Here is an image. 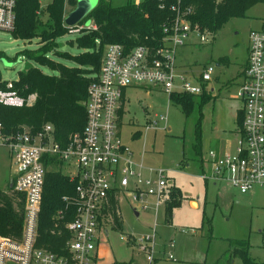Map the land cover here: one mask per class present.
<instances>
[{
  "label": "built area",
  "instance_id": "built-area-1",
  "mask_svg": "<svg viewBox=\"0 0 264 264\" xmlns=\"http://www.w3.org/2000/svg\"><path fill=\"white\" fill-rule=\"evenodd\" d=\"M158 1L160 10H165L168 0ZM16 6L17 0H0V31L15 30ZM171 10L176 16L165 27L164 38L153 52L146 46H138L129 53L122 45L106 47L100 72L88 88L84 129L72 136L66 146L55 141L51 125L37 135L23 129L13 136L3 133L0 120V147L8 149L16 171L12 187L25 202L21 237H0V264H103L100 249L110 232L118 231L115 217L122 219V201L139 216L150 210L157 214L167 208L172 191L167 172L148 170L143 163L136 162L134 153L122 141L121 127L128 90L143 89L148 94L159 90L170 100L183 95L211 97L214 92L210 88L216 71L214 66L206 65L195 72L177 63V51L186 47L192 38L196 37V42L204 45L214 35L193 24V7L182 14L178 6L173 5ZM91 29L95 28L91 26ZM243 70V82L236 98L242 103L239 111L243 121L237 130L235 148L231 153L209 151L203 162L211 166V172H203V177L208 182L228 183L240 194L247 195L264 188V31L250 33L248 60ZM36 98V95L22 97L15 90V82L0 79V106L30 108ZM161 121L167 123V117H161ZM156 126V123L145 126V132L155 130ZM51 157L60 163L62 174L63 165L74 168L72 174L63 175L75 183V196L62 198L65 211L58 212L54 218L58 228L68 217L69 208L75 210L73 220L65 221L68 235L65 255L39 247L48 172L45 160ZM152 230L155 233V228ZM126 242L145 254L148 264L155 262L154 235L131 237ZM168 258L172 260V256Z\"/></svg>",
  "mask_w": 264,
  "mask_h": 264
},
{
  "label": "rangeland",
  "instance_id": "rangeland-1",
  "mask_svg": "<svg viewBox=\"0 0 264 264\" xmlns=\"http://www.w3.org/2000/svg\"><path fill=\"white\" fill-rule=\"evenodd\" d=\"M40 1L44 5L42 8L52 2ZM106 1L113 7H122L131 0ZM134 1L136 5L141 3ZM75 9L66 5L64 20ZM42 23L44 25L38 32L47 34L45 40L17 41L11 33L0 31L2 81L17 82L19 73L28 67L52 74L48 69L21 57L24 50L42 51L55 62L70 68L76 66L69 59L83 51L77 48L75 40L90 32L94 24L86 21L76 29L74 27L77 25L67 26L71 28L68 35L54 38L53 32L47 28V18ZM252 31H264L262 4L248 11L245 19L231 20L209 43L200 45L194 37L186 47L177 51V63L181 68L198 72L204 66L211 65L216 70L210 85L214 89L211 99L204 101V98H194L195 104L189 116L159 90L149 94L143 89L127 91L121 127L123 143L134 153L135 161L143 163L146 169L166 171L170 182L181 190V196L175 197V201L184 200L175 209L170 225L165 223V208H162L158 218L155 211L150 210L137 219L128 203L122 201V232L111 231L100 249V256H106V264H148L146 255L138 248L127 245L126 240L152 235L155 236L153 264L224 263L229 258L228 251L238 242L243 246L248 245L254 261L264 263V188L242 195L228 183L215 186V183L205 181L203 177V172H211V166L203 162L209 151L230 152L236 145L233 133L238 130L235 117L242 107L241 101L236 98L243 82L246 46L249 45ZM200 102H203L202 146L201 155H197L195 127L200 118ZM164 116L167 123L161 121ZM154 123L157 125L155 130L145 132V126ZM62 167L64 175L74 172V168L68 164ZM15 174L11 154L7 148L0 147L1 190L8 188ZM192 202L197 205L192 206ZM182 230L186 233L182 234ZM169 256H172V260H169ZM234 264L242 262L238 259Z\"/></svg>",
  "mask_w": 264,
  "mask_h": 264
},
{
  "label": "trees",
  "instance_id": "trees-1",
  "mask_svg": "<svg viewBox=\"0 0 264 264\" xmlns=\"http://www.w3.org/2000/svg\"><path fill=\"white\" fill-rule=\"evenodd\" d=\"M79 0H52L42 8L40 0H17L16 27L11 33L14 40L33 41L36 38L45 40L47 34L38 30L47 18V28L53 32L54 38L68 35L71 28L65 25L64 15L66 5L76 7ZM264 5V0H225L218 3L215 0H168L165 10H160L158 0H142L136 5L134 0L125 6L113 7L106 0H99L97 7L74 29L86 21H91L95 29H89L83 36L75 40V45L82 54L71 56L69 61L75 67H67L62 63L51 60L42 51L24 50L20 55L28 61L48 69L52 74L47 75L38 68L28 67L19 73L15 82V90L24 98L36 95V102L30 108H6L0 106V120L5 135H16L23 129H28L32 135L42 132L43 128L51 125L54 128L55 141L66 146L70 138L83 131L86 123V103L89 85L97 78L106 47L114 44L122 45L126 52L138 46H146L152 52L158 48L164 38V29L175 18L173 5L178 6L180 13H185L189 7L194 8L191 17L193 24L214 36L234 19H245L248 11L257 5ZM2 55V54H1ZM85 67V68H84ZM205 101L211 97H200ZM186 116L192 113L194 97L176 96L172 98ZM200 118L195 127L197 155H201L202 146V106L200 102ZM243 116L238 112L237 125L241 126ZM48 172L46 174L42 213L39 227V247L54 253L65 255L68 235L65 221H72L75 210L69 208L68 217L55 228V216L65 211L62 198L75 196V183L64 176L60 163L56 158H46ZM203 168V167H202ZM171 183V182H170ZM171 201L165 210L168 224L173 221L175 209L181 206L175 197L181 196V191L171 183ZM24 197L14 192L13 187L8 191L0 189V237L19 239L23 230ZM116 202L112 211H116ZM116 215V214H115ZM116 218L117 230L122 232L123 221ZM238 242L229 251V258L224 263L234 264L241 260L242 264H260L250 257L249 247ZM117 264V263H116ZM124 264V263H123ZM264 264V263H263Z\"/></svg>",
  "mask_w": 264,
  "mask_h": 264
},
{
  "label": "water",
  "instance_id": "water-1",
  "mask_svg": "<svg viewBox=\"0 0 264 264\" xmlns=\"http://www.w3.org/2000/svg\"><path fill=\"white\" fill-rule=\"evenodd\" d=\"M99 0H79L76 9L65 20L66 26H76L98 5Z\"/></svg>",
  "mask_w": 264,
  "mask_h": 264
},
{
  "label": "crops",
  "instance_id": "crops-1",
  "mask_svg": "<svg viewBox=\"0 0 264 264\" xmlns=\"http://www.w3.org/2000/svg\"><path fill=\"white\" fill-rule=\"evenodd\" d=\"M40 3H41V1H40ZM41 5H42V7H44V5L41 3ZM238 112H239V110L237 111V113H236V117H235V121L237 122V116H238ZM236 125H237V123H236ZM237 129H238V125H237ZM234 134H235V138L237 139V133H235V132H233ZM135 137L137 138V135H135ZM136 138H134V139H136ZM235 139V140H236ZM234 148H235V146H234ZM234 148H233V150H234ZM233 150L232 151H230V153L231 152H233ZM223 152L225 153V152H227V151H225V150H223ZM222 152V153H223ZM135 159V158H134ZM12 181V180H11ZM10 181V183H9V186H8V188L6 189V190H8L10 187H12V182ZM175 185V184H174ZM215 186L217 185V183H215L214 184ZM176 187V186H175ZM179 189V188H178ZM5 189L4 190H2V191H6ZM180 190V189H179ZM181 191V190H180ZM184 200V199H183ZM191 205L192 206H194V205H197V203H195V202H192L191 203ZM197 208V207H196ZM162 210V209H161ZM160 210V211H161ZM165 210H166V208H165ZM160 211L156 214V218H158L159 217V214H160ZM164 213H165V211H164ZM144 214V213H143ZM174 215V214H173ZM137 219H140L141 218V216H142V214L139 216L138 214H135L134 215ZM122 221H123V219H122ZM158 221V220H157ZM165 223L166 224H168L167 222H166V219H165ZM172 224V223H171ZM170 225V224H169ZM105 246V245H104ZM102 247H103V245H102ZM102 247H101V250H102ZM229 252V251H228ZM102 259L104 260L103 261V264H106V256H102ZM111 264H113V263H111Z\"/></svg>",
  "mask_w": 264,
  "mask_h": 264
},
{
  "label": "flooded vegetation",
  "instance_id": "flooded-vegetation-1",
  "mask_svg": "<svg viewBox=\"0 0 264 264\" xmlns=\"http://www.w3.org/2000/svg\"><path fill=\"white\" fill-rule=\"evenodd\" d=\"M248 49H249V45L246 46V61H245V64H244V68L247 64V60H248Z\"/></svg>",
  "mask_w": 264,
  "mask_h": 264
}]
</instances>
